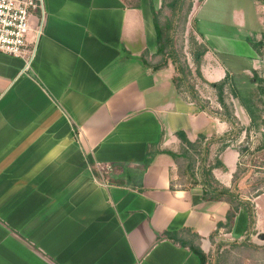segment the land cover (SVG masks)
I'll list each match as a JSON object with an SVG mask.
<instances>
[{
  "label": "crops",
  "instance_id": "0c3cea01",
  "mask_svg": "<svg viewBox=\"0 0 264 264\" xmlns=\"http://www.w3.org/2000/svg\"><path fill=\"white\" fill-rule=\"evenodd\" d=\"M41 1L29 66L0 54V264L199 263L188 248L159 240L165 231L196 235L208 264L232 246L235 260L264 264V189L254 196L243 180L233 182L244 140L264 144L237 90L254 75L264 79V63L247 43L264 32L258 2L192 0L185 33L193 31L206 52L197 63L184 55L206 103L200 107L176 89L171 60L154 69L153 15L176 27L178 11L162 18L172 0ZM203 21L222 29L203 31ZM224 81L242 131L221 114L211 87ZM177 133L190 143L203 138L214 180L245 203L230 225L231 205L204 201L202 186L189 184Z\"/></svg>",
  "mask_w": 264,
  "mask_h": 264
},
{
  "label": "trees",
  "instance_id": "16d2710c",
  "mask_svg": "<svg viewBox=\"0 0 264 264\" xmlns=\"http://www.w3.org/2000/svg\"><path fill=\"white\" fill-rule=\"evenodd\" d=\"M181 3V6L179 4ZM187 9V12L184 14L183 19L181 17V12L183 9ZM191 9V4L187 3L186 0H172L171 1V10L173 17L176 16V12L178 11V20H177V25L176 27H173V24L168 23V24H159V21L157 19L156 15H153L154 17V27H155V32H156V38H157V44H158V56H161L164 60L159 61L155 63L154 69H159L162 68L166 65L167 60H171L172 64L175 66V71L177 73V76L173 79V83L176 87L177 90H183L186 92L191 100L195 103H197L200 107H204L206 103L202 101L197 94V92L194 89V86L191 82V71L186 65L185 62H181L179 59L178 54L176 53L174 47H173V36L175 35V29H177L178 24L181 22L185 26L186 24V19L188 16V13ZM173 33V34H172ZM206 50L200 49L199 52L196 55H193V60L194 62H198L200 58L205 54ZM226 86V81L217 83V84H212L211 87L215 89L216 91V97H217V102L219 103V106L221 107L222 111L221 114L223 113V116L225 119L229 122L233 120L232 116V111L229 110V105L225 102V99L227 98L224 95V90ZM246 107V106H245ZM246 110L248 114L250 115L251 119H255L252 111L249 109V107H246ZM262 127H264V121L261 122ZM177 138L179 139L181 143V151L179 155L183 157L187 163H188V171L191 176V181L190 185L195 186V185H201L203 188V200L204 201H211V202H226L231 205V211L227 213L226 220L227 224L230 225L235 214L238 212V210L245 206V203L240 200L239 196L232 192L229 189H226L222 186H220L213 178L211 170L212 167H206V156H207V145L205 147L204 153H203V145L202 141L203 138L201 137L199 141L195 143H190L186 137L184 136L183 133H177L176 134ZM264 148V144L262 146V149ZM257 150H260L259 148ZM192 152V153H190ZM194 154V157H193ZM169 155L175 160L176 155L169 153ZM200 158V174L199 178L195 176V168H196V159ZM176 161V160H175ZM150 161L147 160V163ZM239 168L237 169L236 173L233 175V182H235L238 179V173H239ZM96 178H99V176L96 174ZM198 178V179H197ZM107 183L110 182V180H106ZM105 182V183H106ZM107 185V184H106ZM260 189H263L262 187L255 186L252 188V192L254 193V196H258L259 194L262 193ZM188 237H184L180 235L178 232H168L165 231L161 235H159L158 239L159 240H166L170 241L173 244H177L181 247L188 248L191 253H193L197 259H198V264H208V257L200 250L198 246L193 245V240H197L198 237L194 234H191L189 236V240L187 239Z\"/></svg>",
  "mask_w": 264,
  "mask_h": 264
},
{
  "label": "rangeland",
  "instance_id": "374dc122",
  "mask_svg": "<svg viewBox=\"0 0 264 264\" xmlns=\"http://www.w3.org/2000/svg\"><path fill=\"white\" fill-rule=\"evenodd\" d=\"M186 1L188 4L192 3V0H186ZM225 1H226L225 3H227V5L229 6L235 2V0H225ZM256 1L258 2V4L261 6V9H262V14L260 15V18H262L263 20L261 25L264 26V0H256ZM244 5L249 6L247 2H245ZM207 8L209 9V12H206V14L204 12L205 14L204 19L206 18V16L208 17L213 16L212 14L214 13L212 8H209V7ZM186 12H187L186 8L182 10L181 12L182 19ZM162 18L166 19L167 21L173 20L172 10H166L164 14H162ZM220 18L221 19L223 18L222 19L223 23L221 24H227V21H226L227 18L224 13L220 16ZM204 21L209 22L206 19ZM204 21H203V24H201L199 27V28H202L203 31H206L208 28L209 30H213L219 33V31L222 29L221 26H219L218 24L213 27L211 25H208ZM261 29L262 28H260V30L258 31L259 35L257 36H256L257 30L254 31L252 34L251 33L249 35L247 34L248 35L247 43L252 48V50L257 53L259 61L260 62L262 61L264 63V32H262ZM189 31L190 32L188 34L185 33V26L181 22L180 24H178L177 29H175V35L173 36V47L176 53L178 54L180 61L182 63L185 62L186 65H187L186 57L188 56L184 55V53H190L193 57V55H196L200 49L204 48L206 50L205 46L198 42V40L193 34V31L191 30ZM161 58L162 57L159 56L157 61L164 60V58L163 59ZM224 59L227 61L228 57H224ZM261 77H264V74H262ZM191 80H192L191 82H193V76H191ZM251 81L253 83L257 81V83H255L256 85L251 86L250 85ZM251 81H248L249 83H247L245 87L241 89H237V90H238V93L242 95V99L248 104V107L252 111V114L255 118L254 120L252 119L253 125L256 126L253 129V131H264V127H260V123L262 122V116H263L262 114L264 113V79L260 78L258 75L257 76L254 75L252 76ZM192 84L194 85V82ZM226 97H227L226 103L229 105V110H231L233 109L232 100L230 99L228 95ZM232 116H233V112H232ZM231 123L236 125L235 129L237 131H242V127L240 123L234 118V116H233V120L231 121ZM248 139L249 138H247V140H244L242 144L244 145V147H247V151L245 152V157L241 159L242 165L239 168L240 170L238 173V179L243 180L244 184L247 185L248 189H252L255 186L262 187L264 189V168H263L264 167V149H262V145H260V143L258 142L250 146V141ZM258 148L260 150H257ZM233 247L235 248L236 246L230 247L229 248L230 250L228 249L229 253L224 252L222 254H219L218 252L215 254V256H212L210 258L211 264H218V263L220 264H244L242 262L245 258L244 256H241L242 259H239V261L235 260L234 253L238 251L233 249ZM244 250H247L246 254H249L252 256L254 255V252L250 251L249 249L245 248ZM258 254H259L258 255L259 257L262 256L263 258L264 249L261 251L259 250ZM221 257L223 259L222 261L220 260ZM263 260L264 258L261 259L260 262Z\"/></svg>",
  "mask_w": 264,
  "mask_h": 264
},
{
  "label": "built area",
  "instance_id": "2783aa9c",
  "mask_svg": "<svg viewBox=\"0 0 264 264\" xmlns=\"http://www.w3.org/2000/svg\"><path fill=\"white\" fill-rule=\"evenodd\" d=\"M42 13L41 0H0V54L20 59L28 67L36 55ZM111 171V167L105 170Z\"/></svg>",
  "mask_w": 264,
  "mask_h": 264
},
{
  "label": "water",
  "instance_id": "95a60500",
  "mask_svg": "<svg viewBox=\"0 0 264 264\" xmlns=\"http://www.w3.org/2000/svg\"><path fill=\"white\" fill-rule=\"evenodd\" d=\"M247 151V147L241 150L242 153H245Z\"/></svg>",
  "mask_w": 264,
  "mask_h": 264
}]
</instances>
